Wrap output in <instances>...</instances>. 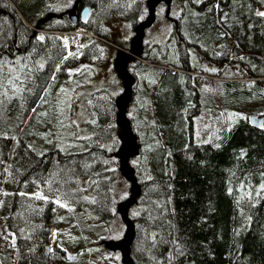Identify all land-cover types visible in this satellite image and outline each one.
I'll use <instances>...</instances> for the list:
<instances>
[{
	"label": "trees",
	"instance_id": "obj_1",
	"mask_svg": "<svg viewBox=\"0 0 264 264\" xmlns=\"http://www.w3.org/2000/svg\"><path fill=\"white\" fill-rule=\"evenodd\" d=\"M11 2L0 0V200L16 238L15 264H88L86 232L117 217L124 224L116 242L121 264H264V125L248 122L264 116V0H164L172 58L145 54V37L138 51L136 37L129 41V54L165 69L131 57L142 69L123 68L143 84H131L125 106L123 94H92L89 137L79 151L50 138L60 125L52 117L58 91L41 103L76 55L64 61L65 43L39 32L80 27L108 41L112 15L131 19L134 29L142 23L132 16L141 17L142 8L128 0H76L72 11L87 4L91 12L75 26L64 17L71 10L53 9L49 0ZM81 49L85 59L104 60L99 40ZM137 85L150 114L145 99L135 114L130 110L139 101ZM43 106L47 120L37 110ZM204 112L214 114L215 128L198 144L193 121ZM119 176L128 194L116 202ZM42 186L45 200L29 197ZM78 222L84 233L52 240V230Z\"/></svg>",
	"mask_w": 264,
	"mask_h": 264
},
{
	"label": "rangeland",
	"instance_id": "obj_2",
	"mask_svg": "<svg viewBox=\"0 0 264 264\" xmlns=\"http://www.w3.org/2000/svg\"><path fill=\"white\" fill-rule=\"evenodd\" d=\"M12 4L11 0H7ZM49 7L56 9H68L71 10L70 0H49ZM130 3H134L137 0H128ZM143 3L142 15L139 22L141 25L148 24V26L143 31V38L145 37L146 43V53L147 55H152L160 60V62H165L168 59H171L172 56L169 52L166 51L167 43L169 42L170 37V26L169 20L167 17L162 16L161 13H158V16L149 15V3L151 0H142ZM13 5V4H12ZM55 5V7H54ZM164 9V5L159 8V11ZM74 16L71 14L70 17ZM136 19V17H135ZM107 27L109 29L110 38L107 39V45L105 46L104 60L102 62L95 63L90 58L81 57L80 49L85 46L87 40H83V37L93 39L89 36L92 35L88 31L83 30L82 28L76 29L74 34L81 32L82 36L76 40L74 36H65L64 39H60L62 43H65L67 48V57L70 59L76 55V59L69 63L65 62L63 70L58 78L54 77L53 80L56 82L53 86L48 85L42 95V105H46L51 101L52 92L58 91L57 93V113L58 115L52 116L60 119L59 128L53 131L51 134V140L54 144L59 145L61 148L67 151H79L83 149L86 145L84 140L89 137V133L86 130V123L90 120L91 115L88 109V104L91 101V95L105 90L111 94L121 95L123 94V99L121 100L122 107L125 106L130 97V87L131 82H128L122 77V68L125 67L126 62L129 58H138L137 54H126L125 46H129V41H132L135 37L131 27V19L122 18L117 15H113L109 18L107 22ZM144 27V26H143ZM44 33V32H39ZM60 34H64L61 31H58ZM56 34V33H55ZM54 34V35H55ZM84 35V36H83ZM95 36V35H93ZM96 37V36H95ZM142 38V39H143ZM140 39V38H138ZM135 40V44L139 43V40ZM134 42V41H133ZM104 43V42H103ZM131 43V42H130ZM134 44V43H133ZM132 44V45H133ZM134 47V46H133ZM138 51L137 44L134 47ZM82 50V49H81ZM168 50V49H167ZM171 53L173 51H170ZM123 55V56H122ZM128 58V59H127ZM33 59V58H32ZM66 58H64V61ZM138 60L147 67H155L158 69H165L163 66L158 64H153L149 61H145L141 58ZM118 62V63H117ZM69 63V64H67ZM135 70H141L142 66L135 61L131 62ZM164 65L166 63H163ZM119 66V68H118ZM171 71L175 72L174 68H168ZM130 81V80H129ZM225 81V80H224ZM203 83L202 81H200ZM127 83V84H126ZM147 80L145 81V84ZM136 84H143L140 77L137 79ZM137 93L139 100L130 105V110L132 113L142 107L141 99L145 102V113H151L150 102L147 100V94L141 92V86L137 85ZM136 91V89H135ZM125 96V97H124ZM137 96V95H136ZM141 96V97H140ZM141 104V105H140ZM140 105V106H139ZM38 113L42 116H45L46 120L48 119V109L44 106L38 108ZM213 113V112H212ZM214 114H208L207 112L201 113L198 115L194 121V133L197 137L196 142L198 144L205 143L209 141L210 135L214 130L213 122L211 117ZM130 145V142L126 146ZM128 150V147H127ZM128 182L124 176H119L113 185V193L116 202L121 201L127 194ZM44 187L30 191L29 197L35 200H45V197L42 195ZM47 191V190H46ZM52 200V199H51ZM57 205L61 208L73 212L75 207L67 206L62 202H57ZM78 221V219H77ZM6 216L1 210V200H0V242L3 244V251L0 252V264H15L18 254V247L16 245L15 235L8 230L6 227ZM124 224L119 217L116 218V221L108 227L96 226L90 228L87 233V238L91 242L87 243V248L89 249V259L88 264H121L123 251H120L118 248L117 241L123 234ZM81 226L78 223H74L73 226L65 228L62 230H52L51 236L55 240L58 235H62L65 240H72L78 237L81 233H84L80 229ZM83 231V232H82ZM106 243H111L116 246L113 251L108 250L105 247ZM12 251L11 255H6L5 251ZM1 251V248H0ZM8 253V254H9ZM5 257L8 259V263L3 259Z\"/></svg>",
	"mask_w": 264,
	"mask_h": 264
},
{
	"label": "flooded vegetation",
	"instance_id": "obj_3",
	"mask_svg": "<svg viewBox=\"0 0 264 264\" xmlns=\"http://www.w3.org/2000/svg\"><path fill=\"white\" fill-rule=\"evenodd\" d=\"M71 2H68V4H73L74 5V3L76 4V0H70ZM130 3V2H129ZM142 3H143V1L142 0H137L136 2H134V3H130V4H133V5H135V6H137V5H139V6H143L142 5ZM159 6V7H156V6ZM162 5H164V6H166V3L164 2V0H151V2L149 3V15H150V18H151V16L153 15V18H154V16H155V13H156V11H157V9H159L160 7H162ZM85 8H88L89 9V15L87 16V18H89L90 17V12H91V8H90V6L89 5H87V4H84L83 6H81V7H76V9H74L73 11L71 10V12H69V14H67V15H65L64 17L65 18H67L68 20H70V16H71V14H74V16H76L77 17V24L76 25H78V21L80 20V16H81V12H82V10L83 9H85ZM140 8V7H139ZM141 11H142V9H141ZM160 13H162L163 11H159ZM135 13L133 12V14L132 15H134ZM113 16V15H112ZM73 17V16H72ZM123 18H125V17H123ZM132 18L133 19H135V16H132ZM136 19H139L140 20V17H138V18H136ZM87 20V19H86ZM70 22L72 23V21L70 20ZM73 24V23H72ZM132 24V23H131ZM75 25V26H76ZM169 26H170V24H169ZM131 27H132V25H131ZM132 29H133V27H132ZM134 35H135V39H138V38H143V31L145 30V28L143 27V25H141V24H137V26H134ZM134 43V42H133ZM65 58H66V60L67 59H70L69 57H67V55L65 56ZM128 59V58H127ZM132 58H129V60L126 62V64L127 63H131L132 62V60H131ZM118 63V62H117ZM125 64V65H126ZM131 65H132V63H131ZM118 68H119V66H118ZM120 71H122V77L127 81V83L128 82H131V84H136V82H135V79L132 77V76H130V75H128L127 73H126V71H125V68H122V70H120ZM130 80V81H129ZM126 83V84H127Z\"/></svg>",
	"mask_w": 264,
	"mask_h": 264
},
{
	"label": "water",
	"instance_id": "obj_4",
	"mask_svg": "<svg viewBox=\"0 0 264 264\" xmlns=\"http://www.w3.org/2000/svg\"><path fill=\"white\" fill-rule=\"evenodd\" d=\"M88 14H89V9L88 8L83 9V11L81 13V21L82 22L86 21ZM70 20L72 21L73 25L77 24V17L76 16L70 17ZM143 26H144V28H146L148 26V24H144ZM248 122H249V125L251 127L256 128V129H261L264 125V116L252 115L248 118ZM105 247L110 251H113L116 248V246L111 244V243H106Z\"/></svg>",
	"mask_w": 264,
	"mask_h": 264
},
{
	"label": "bare ground",
	"instance_id": "obj_5",
	"mask_svg": "<svg viewBox=\"0 0 264 264\" xmlns=\"http://www.w3.org/2000/svg\"><path fill=\"white\" fill-rule=\"evenodd\" d=\"M74 36H80L81 35V32H77L76 34H73Z\"/></svg>",
	"mask_w": 264,
	"mask_h": 264
},
{
	"label": "snow or ice",
	"instance_id": "obj_6",
	"mask_svg": "<svg viewBox=\"0 0 264 264\" xmlns=\"http://www.w3.org/2000/svg\"><path fill=\"white\" fill-rule=\"evenodd\" d=\"M259 15L264 16V12L259 13ZM39 39H43V37H39Z\"/></svg>",
	"mask_w": 264,
	"mask_h": 264
}]
</instances>
